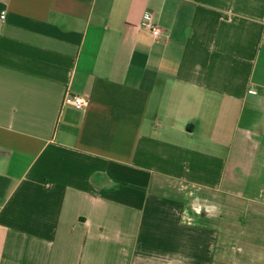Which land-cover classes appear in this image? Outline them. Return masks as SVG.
I'll list each match as a JSON object with an SVG mask.
<instances>
[{
  "label": "crops",
  "instance_id": "crops-1",
  "mask_svg": "<svg viewBox=\"0 0 264 264\" xmlns=\"http://www.w3.org/2000/svg\"><path fill=\"white\" fill-rule=\"evenodd\" d=\"M0 264H264V0H0Z\"/></svg>",
  "mask_w": 264,
  "mask_h": 264
},
{
  "label": "built area",
  "instance_id": "built-area-1",
  "mask_svg": "<svg viewBox=\"0 0 264 264\" xmlns=\"http://www.w3.org/2000/svg\"><path fill=\"white\" fill-rule=\"evenodd\" d=\"M2 18L4 19L5 16L3 15ZM141 26L147 29L155 38H159L162 35V30L157 25L152 12H146ZM65 105L71 106L76 109H82L88 105V100L85 97L73 96L68 93L65 98Z\"/></svg>",
  "mask_w": 264,
  "mask_h": 264
}]
</instances>
